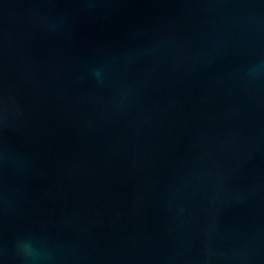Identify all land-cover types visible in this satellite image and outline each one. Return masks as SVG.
<instances>
[{"label": "water", "instance_id": "obj_1", "mask_svg": "<svg viewBox=\"0 0 264 264\" xmlns=\"http://www.w3.org/2000/svg\"><path fill=\"white\" fill-rule=\"evenodd\" d=\"M0 264H264V0H0Z\"/></svg>", "mask_w": 264, "mask_h": 264}]
</instances>
